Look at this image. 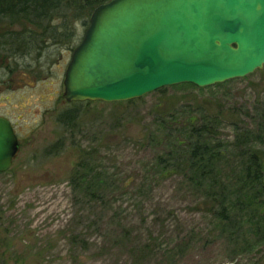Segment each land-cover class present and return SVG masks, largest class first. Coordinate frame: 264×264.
<instances>
[{
	"label": "rangeland",
	"instance_id": "1",
	"mask_svg": "<svg viewBox=\"0 0 264 264\" xmlns=\"http://www.w3.org/2000/svg\"><path fill=\"white\" fill-rule=\"evenodd\" d=\"M29 27L38 31L43 25L29 18H0L2 37L10 31L24 34ZM69 30L70 44L75 47L86 26L73 21ZM57 49L37 65L36 60L24 66L8 59L13 70L5 77L8 89L0 92V111L12 109L9 114L22 133V148L10 169L0 172V260L4 264L264 261V242L250 230L249 214L233 212L231 206L233 219L228 223L220 210L223 204L230 206L229 200L222 203L214 198L223 190L235 193L242 181L244 169L236 139L244 129L258 128L260 115L255 107L264 101V67L213 85L183 82L131 100L83 106L82 134L74 131L70 137H76L82 148H97L96 165L104 181L95 200L71 183L80 157L71 139L61 153L51 155L63 134L54 119L53 92L71 59V53H63L62 69L53 66L49 62L56 60ZM5 71H9L7 65ZM3 75L0 67V78ZM34 76L41 81L32 88L23 87ZM46 109L50 111L45 115ZM241 109L250 113L239 115ZM191 113L199 123L209 122L227 147V154L212 166L218 181L203 179L197 185L186 176L190 172L186 146L178 142L183 136L171 131ZM42 120L46 123L37 126ZM34 131L42 135L29 141ZM258 148L264 158V145ZM160 158L168 163L162 164ZM163 166L175 172L165 173Z\"/></svg>",
	"mask_w": 264,
	"mask_h": 264
},
{
	"label": "water",
	"instance_id": "2",
	"mask_svg": "<svg viewBox=\"0 0 264 264\" xmlns=\"http://www.w3.org/2000/svg\"><path fill=\"white\" fill-rule=\"evenodd\" d=\"M264 67V0H109L66 70L68 101H124L164 86H208ZM20 140L0 116V172Z\"/></svg>",
	"mask_w": 264,
	"mask_h": 264
},
{
	"label": "trees",
	"instance_id": "3",
	"mask_svg": "<svg viewBox=\"0 0 264 264\" xmlns=\"http://www.w3.org/2000/svg\"><path fill=\"white\" fill-rule=\"evenodd\" d=\"M107 1L109 0H0V14L13 18H29L31 23L43 25V28L38 31L30 28L29 35L24 33L25 38L35 40L54 35L61 29L62 33L68 34L73 21L80 20L87 28L93 10ZM55 20L59 22H53ZM28 46L31 49L34 45L32 43ZM258 103H260L259 107L257 105L255 107L260 115L258 128L244 129L236 139L239 144V155H241L240 162L244 169L242 181L238 182L235 193L223 190L222 195H215L214 198L222 203L226 199L229 200L230 206L223 204L220 210L224 220L228 219V223L233 219L230 215L231 206L233 212L245 210L252 222L249 224L250 230L259 241L264 242V158L262 151L258 148L264 145V101ZM243 113L250 112L248 109L245 111L241 109L239 115ZM198 120V116L191 113L185 123L176 122L171 133L177 132L183 136L178 142L186 146V161L190 170L186 176L193 183L200 185L203 179L218 181L212 174V166L222 154H227V147L217 138L216 130H213L209 122L199 123ZM163 121L161 119L159 123L162 124ZM96 153V150L94 154L87 150L82 151L70 177L75 189H83L95 200L99 197L97 189L103 187L104 181V175L99 172L96 165ZM160 160L162 164L168 163L164 158ZM162 170L165 173L175 172L166 169V166H163ZM257 263L264 264V261L260 260ZM0 264L4 262L0 260Z\"/></svg>",
	"mask_w": 264,
	"mask_h": 264
},
{
	"label": "flooded vegetation",
	"instance_id": "4",
	"mask_svg": "<svg viewBox=\"0 0 264 264\" xmlns=\"http://www.w3.org/2000/svg\"><path fill=\"white\" fill-rule=\"evenodd\" d=\"M0 18L8 19V20L14 19L13 17H9V16H6L4 14H0ZM29 30H30V27H29V29L25 30L27 35L30 34ZM70 34L71 33H69V32H68V34L62 33V32H57L54 35H51V36L48 35V37L38 38L35 40H31L30 38H25L24 34H16V33H13L11 31L7 34V37H2L0 34V67H1V70H3V74H4L0 78L1 79L0 80V92L3 91V89H8V85H6L7 79H5V77L8 75L7 73H9L10 71L13 70V67L11 68V65H10V62L8 61V59L9 60L10 59L16 60L17 62L20 63V65H24V66H31L32 61L36 60L37 61L36 65H37L40 62L42 63V59L45 56L48 58H51V55L54 52H56L53 49L58 48L57 53H55L58 55L56 60H50L49 63H52L53 66H55L57 64V66H60L59 68L62 69L63 64H62L61 58H63V53L65 55H67V53H71V58H72L74 50L80 44L79 43L77 46L73 47L72 44H70L71 39L68 38L69 36H71ZM32 43L35 46V48H33V50L35 52L38 51V54H36V55H33L34 51H32L28 46ZM38 44L40 45V47L36 46ZM52 47H53V49H52ZM29 59H31V60H29ZM70 61H71V59L68 62H66V65L64 66V69H63L64 79L62 80V76H61V79L59 80V82H57L58 88L55 89L53 92L56 95V104H57V106L54 107V108H56L54 119L62 127L63 134H61L60 137L58 138L59 142H57L55 148H53L56 150H52L53 152L51 153V155L52 154H59L62 152L66 143H69V141L71 139L70 134H73L74 131L77 134L80 133V136H81L82 130L79 126V117H80V114L82 112H84L83 106H85L88 103L92 104V102H95V101L96 102L104 101V100H99V101H97V100L68 101L64 97V94H65V76H66V70H67V67H68ZM8 63H9V65H8ZM5 65H7L8 69H9L8 72L5 71ZM39 81H41V79L37 80V78L33 82L26 80V82L23 83V85H24L23 87L32 88V87L36 86L39 83ZM58 105H59V107H58ZM57 107H58V109H57ZM11 110L12 109L8 108L6 110V112L0 111V116L5 117V118L10 120V122L12 123L14 130H15V132H16L19 140H20V148H19L18 154L15 157V158H17V156L19 155L21 148H22V142H21L22 133L19 132V130L17 128L18 123L14 122L12 117L9 114ZM49 111H50L49 109H46L45 115L47 113H49ZM18 119H19V117H18ZM45 123H46L45 120H42L41 122H39L37 124V126H42ZM41 135L42 134L40 132H39V134H37V132L34 131L32 134H30L29 141H36L38 139L37 136H41ZM71 142H72V144H74V146H76L78 149H80V154L84 150H87V152L94 154L95 150L97 149L96 147H94L92 145H89L86 148L80 147L79 146L80 144L77 143L76 137H73L71 139Z\"/></svg>",
	"mask_w": 264,
	"mask_h": 264
}]
</instances>
